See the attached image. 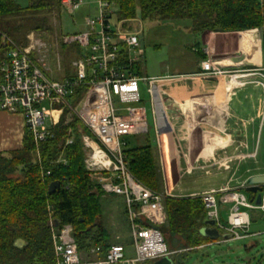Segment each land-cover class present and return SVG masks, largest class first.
I'll use <instances>...</instances> for the list:
<instances>
[{
  "label": "built area",
  "instance_id": "2783aa9c",
  "mask_svg": "<svg viewBox=\"0 0 264 264\" xmlns=\"http://www.w3.org/2000/svg\"><path fill=\"white\" fill-rule=\"evenodd\" d=\"M263 1L259 0L261 5ZM61 2L64 12L70 14L84 3L83 0ZM95 11L98 17L87 18L86 31L62 38V44H77L84 52L72 63L75 73L61 80L49 76L47 72L50 68L45 63L41 65L27 48L12 45L0 65V107L9 114L22 115L25 129L31 131L34 142L40 144L55 138V109L60 104L66 105L91 133V136L83 135L82 143L85 169L92 183L106 195H118L125 199L133 255H129L126 246L121 243L110 244L104 251L96 247L90 253L80 252L73 237V228L70 225L60 226L51 216L56 264L155 262L174 255L169 251L162 232L157 229L166 221L164 198L174 195L169 190L164 193L153 191L140 183L129 168L126 155L129 143L126 139L150 132L147 108L141 97V83H146L149 96L161 103L166 94L164 88L182 80H227L228 83H237L228 87V93L256 84L264 93V67L245 66L237 71V66L221 65L222 61L210 56L201 61V70L196 74L145 78L135 70L145 57L140 41L142 32L124 28L125 21H119L117 29L113 28L110 20L115 16V7L109 2L99 0ZM253 32L259 34V30ZM2 44L6 46L9 41L3 37ZM253 77L259 78L252 81ZM78 95L81 96L76 100ZM47 121L50 123L47 124ZM160 130H157L158 134ZM71 142L72 139L67 143ZM245 188L246 184L241 188L227 185L198 196L207 210V221L215 222L214 228L220 233L219 239H222L218 242L264 234V231L254 235L249 233L252 225L250 211L264 213V189L261 203L256 205V199L252 201L243 193ZM220 205L230 207L227 223L221 221ZM224 235L229 236V240H225Z\"/></svg>",
  "mask_w": 264,
  "mask_h": 264
},
{
  "label": "trees",
  "instance_id": "16d2710c",
  "mask_svg": "<svg viewBox=\"0 0 264 264\" xmlns=\"http://www.w3.org/2000/svg\"><path fill=\"white\" fill-rule=\"evenodd\" d=\"M104 1L115 7L121 22L139 17L160 24L183 21L190 23L195 34L237 33L264 26V1L261 5L259 0ZM29 3L22 7L16 0H0V61L13 47L4 46L3 37L25 48L29 32L53 31L48 15H62L61 0ZM261 44L264 52V39ZM200 58L207 56L200 54ZM55 115L54 139L36 144L31 131L25 129L22 149L0 153V264H56L51 216L60 226L73 228L80 252L90 253L96 247L104 251L111 244L102 213L104 193L85 169L82 137L91 133L66 105L56 106ZM126 155L135 178L164 193L162 168L152 146L128 148ZM52 183L60 187L49 195ZM163 207L166 221L157 229L170 252L195 250L213 241L201 234L208 227L201 198L165 196Z\"/></svg>",
  "mask_w": 264,
  "mask_h": 264
},
{
  "label": "rangeland",
  "instance_id": "374dc122",
  "mask_svg": "<svg viewBox=\"0 0 264 264\" xmlns=\"http://www.w3.org/2000/svg\"><path fill=\"white\" fill-rule=\"evenodd\" d=\"M83 1L84 3L80 9L75 11L73 14H70L69 12L65 13L64 10H62V15H58V13L55 12L48 15L49 26L52 28V32L31 31L26 36L27 44L25 45V48H27L36 59L40 60L41 65L45 63L46 66L50 68V71L47 73L53 79L61 80L66 77L65 75H67V73L68 76L71 73H75L72 63L73 61L79 59L84 52V50H81L77 44H62V38L86 31L87 29L85 23L87 18L90 17L95 19L98 17V13L95 11V8L99 6V0ZM16 2L22 7H26L30 4L29 0H16ZM138 19L139 20L136 22H131V20L124 24V28H130L133 32H142L140 35V41L145 51V57L135 69L138 74L145 78L162 76L167 74L169 67L175 66L176 62L178 64L186 63L185 67L188 68L189 64L192 62L191 59L195 57L194 52L197 49L195 44L201 41L199 34L189 32L191 28L189 22L169 21L166 25H163V23L160 24L156 22L142 21L140 17ZM119 21L118 16L115 15L110 20V23L113 28L117 29L116 27ZM263 28L264 26L261 28H253L251 30L237 32V35L232 36L233 38L231 37L232 40L229 39L230 36H223L222 40L220 39V43L217 45L221 47L220 50H223L225 47L228 50V53H231L228 55L238 53L240 47L239 41H244L243 37H241V33L247 35L253 30H259V44L257 41V43L249 46L244 41L243 45H245V47L252 48V52L247 50L249 56L251 54L250 57H247L248 62H253L254 65L252 67L260 69L264 67V52L261 44L264 39ZM210 37L214 39L217 37L219 39L218 35L212 34ZM8 41L9 44L15 45L11 39H8ZM214 43H216V41ZM239 54L241 55V51ZM226 60L232 62L229 58H226ZM228 66L234 65L229 64ZM190 67L194 68L193 66H189V68ZM240 68H245V65L238 64L236 70L238 71ZM258 78L259 77H253L251 80L253 81ZM187 81L190 80H182L177 81L176 83H171L164 88V91L166 92L170 86L182 85V83ZM141 84V97L143 98L144 105L147 107L150 133L142 136L128 137L126 141L129 143L128 148L133 149L142 146V144H150L155 149L156 125L150 108L152 100L147 92V84ZM239 92H242V95H240L241 98L239 97L241 100L246 99L244 95H253L255 101L254 104H259L262 108L260 110V115L256 118V121L263 122L262 128H264L263 89L261 87L255 88L253 86V88L249 87ZM163 97L166 99L165 104L168 108V113L170 115L179 113L178 107L172 106V102L174 101L167 99L169 97ZM248 107L250 108L251 106ZM250 110H252V108ZM246 119L248 118L246 117ZM49 123L50 121H47V124ZM235 134L237 135L238 133L236 132ZM256 136L257 142L255 145L253 144L252 147L250 146L246 149L242 148V150H244L243 153L246 151L249 153L248 157L242 154L239 155L240 150H236V152H238V157L230 159L227 163L223 162L220 164L217 161L209 163L208 159H200L197 164V162L194 161L195 155L194 152H192V149L187 152L185 148L183 153L179 151V175L181 178L178 182H181L179 186L183 188L181 193H201L202 191L204 193L209 192L211 188L219 190L216 188L225 187L227 183L229 185V182L231 186H241L242 184H246L243 182H245L247 176L264 173V129L259 135L257 133ZM225 144H219V146H223ZM207 145L208 144H206L205 147H207ZM163 146V153L165 154V157H170V148L168 147L169 145L167 146L166 141H164ZM188 159L191 163V168L186 167V160ZM197 165H209V167H200L199 169L197 168L199 167ZM166 173V182H168L166 189H168L172 195L179 194V188L175 187V180L178 175L177 169L171 167L168 165V162H166ZM243 193H246L247 195L250 194L247 193L245 189L243 190ZM101 205L102 213H104V224L110 234V243L124 244L127 248L128 254L133 255V242L130 236V227L127 223L125 199L118 195L114 196L104 194ZM252 214H260L264 217V213L261 211ZM225 215L226 214H224V216ZM263 229L264 221H261L257 224H253L249 233L252 235ZM221 239H217L204 245L202 249L197 248L191 251L185 250L178 251L177 253L174 252V254H176L171 256L173 257V264H264V234L251 236L241 240L218 242Z\"/></svg>",
  "mask_w": 264,
  "mask_h": 264
},
{
  "label": "crops",
  "instance_id": "0c3cea01",
  "mask_svg": "<svg viewBox=\"0 0 264 264\" xmlns=\"http://www.w3.org/2000/svg\"><path fill=\"white\" fill-rule=\"evenodd\" d=\"M137 20L139 19L137 18ZM166 23H163V25H166ZM189 32H192L191 28ZM212 34L218 35L219 39L217 37L215 39L210 37ZM234 35H237V33L220 34L209 32L206 34H199V36L201 37V41L195 44V47H197L194 52L195 57L191 59L192 62L189 64V66H193L194 68H189V66L188 68H186V63L178 64L176 62V65L173 67H169L167 74H164L162 76H166L168 74L176 76H182L184 74H196V72L201 70L200 63L202 60H204L200 58V54L207 56V58H209L210 56L221 57L231 54L228 53V50L225 47L223 48V50H220L221 47L217 44L220 43L219 40H222L223 36H230L229 39L232 40L231 37ZM215 41L216 43H214ZM244 41H239V51L238 53L234 54H239V52L241 51V55H245L244 53L247 54V56L245 55L247 59V57L249 56L248 51L252 52V48L245 47V45H243ZM250 63L252 64L253 62ZM229 64L237 66L229 60H222L221 65ZM224 81L225 80L206 81L196 79L182 83V85L170 86L164 96L169 97L167 99H171L174 101L172 102L173 107H178L179 113L174 115H170L168 113L169 111L165 104L166 99H164L163 102L160 103L158 99L154 101L151 98L152 102L150 104V108L152 111L154 123L156 125V148H152L157 155L160 162V167L162 168L164 190H168L166 189L168 183L166 182V162H168V165H170L171 167L177 169L178 175L175 180V187L179 188V194H173L176 197H198L201 195V193H203V191L201 193H181L183 188L179 186L181 182H178V180L181 178V176L179 175V151L183 153V150H185V148L187 152L192 149V152H194L195 155L194 161L197 162V164L199 163L200 159H208L209 163L214 161H217L220 164L223 162L227 163L230 159L238 157V152H236V150H240L239 155L242 154L248 157L249 153L247 151L243 153L244 150H242V148L246 149L250 146L252 147L253 144L255 145L257 142L256 134L258 133L259 135L260 132L264 129L262 128L263 122L256 121V118L258 115H260V110L262 108L259 106V104H254L255 101L253 95H244V97L246 98L245 100L239 99L240 95H242V92L239 91L249 87L253 88V86L255 88L259 87L256 84H253L228 93L227 89L229 85L224 84ZM248 106L251 107L249 108ZM251 108L252 110H250ZM246 117L248 119H246ZM167 128H170V132H161L162 130ZM158 129H161L159 134L157 133ZM236 132L238 133L237 135L235 134ZM25 133L26 131L24 117H22V115L18 113L9 114L3 111L0 107V153H10L14 152L15 150L22 149L24 146L23 139ZM164 141H166L167 146L169 145L168 147L170 148L169 152L171 153V155L168 158H166L165 154L163 153ZM206 144H208L207 147H205ZM219 144L225 145L219 146ZM186 163V167L191 168L189 159L186 160ZM209 165H197L199 166L197 168L200 169V167H209ZM258 175L264 176V173H257L247 176V179L243 183H246L249 179H251L252 177H257ZM242 186L243 184L241 186L231 187L241 188ZM212 190L215 191V189L211 188L210 191ZM247 196L249 199H253V196H251L250 194ZM229 210L230 207L220 205L221 221L224 223H227ZM252 213L256 212L250 211L252 225L264 221L263 215H254ZM224 214L226 215L224 216ZM263 231L264 229L254 234H259ZM203 247L204 245L198 249H202ZM168 258L170 259L171 264H173V257ZM159 261L161 260L155 261L153 262V264H156Z\"/></svg>",
  "mask_w": 264,
  "mask_h": 264
},
{
  "label": "water",
  "instance_id": "95a60500",
  "mask_svg": "<svg viewBox=\"0 0 264 264\" xmlns=\"http://www.w3.org/2000/svg\"><path fill=\"white\" fill-rule=\"evenodd\" d=\"M226 58H229L234 64L242 63L243 65L247 67H252L253 63L251 64L250 62L247 61L245 55H224L221 57H213L214 60L216 61H222ZM161 132H170V128L164 129ZM59 183H52L49 187V195H53L58 189H59ZM264 189V176L258 175L257 177H252L246 182V188L245 191L247 193H250L253 195V200L256 199L255 204L259 205L261 203V197H262V191ZM208 227L203 228L201 231L202 236L208 237L211 240L215 241L219 239L220 233L218 230H216L215 227V222L213 221H207ZM225 240H229V236L224 235L223 237ZM156 264H171V261L168 257H165L161 259V261L157 262Z\"/></svg>",
  "mask_w": 264,
  "mask_h": 264
},
{
  "label": "bare ground",
  "instance_id": "6f19581e",
  "mask_svg": "<svg viewBox=\"0 0 264 264\" xmlns=\"http://www.w3.org/2000/svg\"><path fill=\"white\" fill-rule=\"evenodd\" d=\"M242 34V36L241 37H243V39L246 41V42H248L247 44L248 45H253V44H255V43H257V41H258V39H259V36L256 34V33H254L253 31H251V32H249L247 35H245L244 33H241ZM255 42V43H254ZM246 56H247V54L246 53H244ZM225 83L224 84H226V85H229V86H231V84H234V85H238L237 83H228V81H224ZM220 84V83H219ZM222 85H223V83H222Z\"/></svg>",
  "mask_w": 264,
  "mask_h": 264
}]
</instances>
